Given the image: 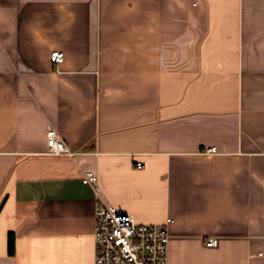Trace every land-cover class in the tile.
Wrapping results in <instances>:
<instances>
[{
  "label": "crops",
  "instance_id": "1",
  "mask_svg": "<svg viewBox=\"0 0 264 264\" xmlns=\"http://www.w3.org/2000/svg\"><path fill=\"white\" fill-rule=\"evenodd\" d=\"M85 171L169 264H264V0H0V264H93Z\"/></svg>",
  "mask_w": 264,
  "mask_h": 264
},
{
  "label": "built area",
  "instance_id": "2",
  "mask_svg": "<svg viewBox=\"0 0 264 264\" xmlns=\"http://www.w3.org/2000/svg\"><path fill=\"white\" fill-rule=\"evenodd\" d=\"M50 62L56 66L64 61V54L52 51ZM206 154L215 148L205 147ZM46 155L75 159L85 153L70 150L55 129L46 132ZM137 169L142 166L137 164ZM81 182L91 188L93 210V264H169V233L166 224H140L132 216L120 213L102 194L94 171H85ZM217 239L210 238L207 247H214Z\"/></svg>",
  "mask_w": 264,
  "mask_h": 264
},
{
  "label": "trees",
  "instance_id": "3",
  "mask_svg": "<svg viewBox=\"0 0 264 264\" xmlns=\"http://www.w3.org/2000/svg\"><path fill=\"white\" fill-rule=\"evenodd\" d=\"M10 246H11V242L9 241V243H8Z\"/></svg>",
  "mask_w": 264,
  "mask_h": 264
}]
</instances>
